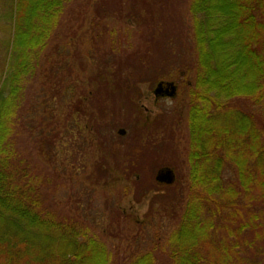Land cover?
Masks as SVG:
<instances>
[{
    "label": "rangeland",
    "instance_id": "rangeland-1",
    "mask_svg": "<svg viewBox=\"0 0 264 264\" xmlns=\"http://www.w3.org/2000/svg\"><path fill=\"white\" fill-rule=\"evenodd\" d=\"M189 6L190 0H71L24 85L16 145L28 176L46 205L105 243L114 264L150 251L155 264H171L170 235L193 193L183 92L195 58ZM7 23L0 24L4 71ZM161 81L175 82L177 93L155 94ZM80 97L85 111L75 117ZM233 105L253 114L264 147V102L254 107L242 98ZM166 167L175 174L172 184L155 178ZM225 170L237 184L235 167ZM237 205L249 226L235 232L238 223L223 219L225 211L210 221V243L225 236L238 242L243 264H264V201L241 191Z\"/></svg>",
    "mask_w": 264,
    "mask_h": 264
},
{
    "label": "trees",
    "instance_id": "trees-1",
    "mask_svg": "<svg viewBox=\"0 0 264 264\" xmlns=\"http://www.w3.org/2000/svg\"><path fill=\"white\" fill-rule=\"evenodd\" d=\"M70 1L0 0V24L7 28L8 22L9 32L1 39L7 63L0 70V264H114L110 250L87 226L44 203L16 145L24 85ZM189 14L195 58L187 69L193 79L183 83V92L193 193L170 235L174 245L169 261L243 264L238 242L224 236L210 243V221L227 211L223 219L238 223L234 230L240 233L249 226L240 221L241 191L246 196L257 192L264 201V147L253 114L233 105L242 98L254 107L264 102V0H190ZM115 35L109 32L111 38ZM121 91L127 94L124 84ZM76 102L73 112L78 117L85 105L81 97ZM228 163L236 169L237 184L225 178ZM121 264H155V258L150 251Z\"/></svg>",
    "mask_w": 264,
    "mask_h": 264
},
{
    "label": "water",
    "instance_id": "water-1",
    "mask_svg": "<svg viewBox=\"0 0 264 264\" xmlns=\"http://www.w3.org/2000/svg\"><path fill=\"white\" fill-rule=\"evenodd\" d=\"M163 86V82H159L154 90L155 94H160L161 93V88ZM166 86L170 87L171 86V91L165 92L166 95L173 96L175 93V86L173 82H167ZM167 87V88H168ZM168 90V89H167ZM119 132L123 133V130H119ZM156 180L161 182V183H166V184H171L174 181V173L170 168H164L161 169L157 172L155 176Z\"/></svg>",
    "mask_w": 264,
    "mask_h": 264
},
{
    "label": "flooded vegetation",
    "instance_id": "flooded-vegetation-1",
    "mask_svg": "<svg viewBox=\"0 0 264 264\" xmlns=\"http://www.w3.org/2000/svg\"><path fill=\"white\" fill-rule=\"evenodd\" d=\"M165 82H167V81H165ZM174 85L176 86V93H177V89H178V86H177V84H175V82H174ZM168 86H166L165 84H163V86H162V88H161V93L159 94V95H163V96H165L166 97V93L165 92H169V91H171V86L170 87H168ZM168 89V90H167ZM175 93V94H176Z\"/></svg>",
    "mask_w": 264,
    "mask_h": 264
}]
</instances>
